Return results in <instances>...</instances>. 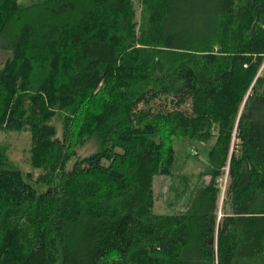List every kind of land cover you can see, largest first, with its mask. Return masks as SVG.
I'll use <instances>...</instances> for the list:
<instances>
[{
    "label": "trees",
    "instance_id": "16d2710c",
    "mask_svg": "<svg viewBox=\"0 0 264 264\" xmlns=\"http://www.w3.org/2000/svg\"><path fill=\"white\" fill-rule=\"evenodd\" d=\"M0 49L48 185L0 145V264H264V0H0ZM175 136L214 139L210 179L156 213Z\"/></svg>",
    "mask_w": 264,
    "mask_h": 264
},
{
    "label": "rangeland",
    "instance_id": "374dc122",
    "mask_svg": "<svg viewBox=\"0 0 264 264\" xmlns=\"http://www.w3.org/2000/svg\"><path fill=\"white\" fill-rule=\"evenodd\" d=\"M29 3L32 0H20ZM9 51L0 49V64L9 56ZM59 134L62 133L60 121H57ZM214 142H204L189 136L173 137V147L175 159L172 165V175H156L154 177V212L172 213L184 209L188 202L189 194L184 192V184L180 180L182 174H193L191 186L194 188L207 182L209 175H205L208 164L209 147ZM0 145L4 147L9 160L20 168L26 179L30 180L38 192L45 191L48 185L39 182L41 168H36L31 160V133L29 129H2L0 130ZM96 145L93 141H88L77 147V152L81 155L93 152ZM222 190L225 189L226 175L223 178ZM224 193L219 198L218 217L223 213Z\"/></svg>",
    "mask_w": 264,
    "mask_h": 264
},
{
    "label": "water",
    "instance_id": "95a60500",
    "mask_svg": "<svg viewBox=\"0 0 264 264\" xmlns=\"http://www.w3.org/2000/svg\"><path fill=\"white\" fill-rule=\"evenodd\" d=\"M209 244L210 245H216V234L210 236Z\"/></svg>",
    "mask_w": 264,
    "mask_h": 264
},
{
    "label": "built area",
    "instance_id": "2783aa9c",
    "mask_svg": "<svg viewBox=\"0 0 264 264\" xmlns=\"http://www.w3.org/2000/svg\"><path fill=\"white\" fill-rule=\"evenodd\" d=\"M226 179H227V173H226ZM224 181V180H223ZM225 183H226V181H225Z\"/></svg>",
    "mask_w": 264,
    "mask_h": 264
}]
</instances>
